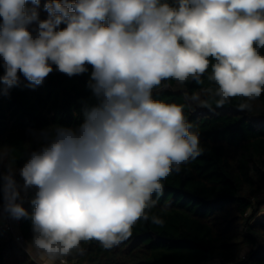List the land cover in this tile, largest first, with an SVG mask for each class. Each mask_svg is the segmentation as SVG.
Listing matches in <instances>:
<instances>
[{
	"label": "clouds",
	"instance_id": "obj_1",
	"mask_svg": "<svg viewBox=\"0 0 264 264\" xmlns=\"http://www.w3.org/2000/svg\"><path fill=\"white\" fill-rule=\"evenodd\" d=\"M40 3L0 0V93L20 75L34 88L53 65L69 77L91 65L96 103L85 104L79 126L33 132L40 146L0 173V197L19 220L29 217L22 193L33 191L30 244L66 264L82 241L111 249L128 239L149 220L162 181L203 153L185 106L153 98L162 81L200 84L212 58L218 105L264 92V0H45L46 19Z\"/></svg>",
	"mask_w": 264,
	"mask_h": 264
},
{
	"label": "trees",
	"instance_id": "obj_2",
	"mask_svg": "<svg viewBox=\"0 0 264 264\" xmlns=\"http://www.w3.org/2000/svg\"><path fill=\"white\" fill-rule=\"evenodd\" d=\"M44 3L41 0L38 9L40 19L48 16ZM259 51L264 55V48ZM209 59L202 83L167 80L153 90L154 99L185 106V119L192 125L190 131L199 135L203 153L162 181V193L152 196L155 206L146 210L149 220H138L128 239L111 249L95 240L82 241L83 251H74L69 261L264 264V92L254 100L237 96L218 105V85L209 79L215 61ZM53 69L39 86L29 87L20 75L18 86L0 93V152L8 153L0 162V173L9 164L18 170L28 153L40 146L33 132L52 125L79 126L85 104L96 103L87 87L91 65L87 72L72 77L56 71L55 65ZM193 95L199 100H193ZM245 103L251 105L250 110H241ZM15 178L23 183L18 174ZM33 194L32 190L22 193L29 217L19 219L18 233L25 246L17 242L14 232L0 226V264H40L26 249L36 250L30 244ZM152 216L163 224L152 223Z\"/></svg>",
	"mask_w": 264,
	"mask_h": 264
},
{
	"label": "built area",
	"instance_id": "obj_3",
	"mask_svg": "<svg viewBox=\"0 0 264 264\" xmlns=\"http://www.w3.org/2000/svg\"><path fill=\"white\" fill-rule=\"evenodd\" d=\"M0 215H2L5 218L4 223H0V226L6 228L9 231L14 232L17 242L25 246V242L23 237L18 233L19 228V220L11 218L7 213L0 210ZM66 261V264H75V262L69 261L67 258H63ZM60 263V260H57Z\"/></svg>",
	"mask_w": 264,
	"mask_h": 264
},
{
	"label": "crops",
	"instance_id": "obj_4",
	"mask_svg": "<svg viewBox=\"0 0 264 264\" xmlns=\"http://www.w3.org/2000/svg\"><path fill=\"white\" fill-rule=\"evenodd\" d=\"M4 221L5 218L0 215V223H4ZM32 253L40 264H58V261H50L46 256L38 253L37 250H34Z\"/></svg>",
	"mask_w": 264,
	"mask_h": 264
},
{
	"label": "rangeland",
	"instance_id": "obj_5",
	"mask_svg": "<svg viewBox=\"0 0 264 264\" xmlns=\"http://www.w3.org/2000/svg\"><path fill=\"white\" fill-rule=\"evenodd\" d=\"M2 216V215H1ZM26 249L28 250V252H30L31 254H32V252L34 251L31 247H26ZM35 257V256H34ZM57 261V260H56ZM58 264H60L59 262H58Z\"/></svg>",
	"mask_w": 264,
	"mask_h": 264
}]
</instances>
